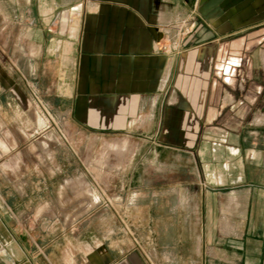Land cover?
Wrapping results in <instances>:
<instances>
[{"label": "crops", "instance_id": "1", "mask_svg": "<svg viewBox=\"0 0 264 264\" xmlns=\"http://www.w3.org/2000/svg\"><path fill=\"white\" fill-rule=\"evenodd\" d=\"M6 4L0 264H264V0ZM235 39L244 70L221 77ZM28 131L113 136L138 158L97 236L58 218L75 209L74 155L61 166Z\"/></svg>", "mask_w": 264, "mask_h": 264}, {"label": "rangeland", "instance_id": "2", "mask_svg": "<svg viewBox=\"0 0 264 264\" xmlns=\"http://www.w3.org/2000/svg\"><path fill=\"white\" fill-rule=\"evenodd\" d=\"M6 9L8 5L6 0H0V28L6 27V19L2 18V15H6ZM3 13V14H2ZM241 43L240 39H235L230 43L231 47L229 51L223 52L220 56V61L217 72L219 76H227V67L232 66L239 75L242 72V68H238L234 63L233 59L237 57L236 51L232 47L233 45H238ZM240 54V53H239ZM47 126L54 125L49 115L42 116ZM57 122V120H56ZM59 122V121H58ZM51 130V129H50ZM49 130V134L50 131ZM30 139L40 140V141H51L48 142V147L43 148L44 157L51 152L56 153L60 158L59 163L61 166L66 167L65 161L67 158L71 159L74 155L75 160V209L72 212H60L59 219H65L67 215L71 222L75 223L76 233L78 232L81 223L85 226V229L91 232L92 236H97L98 234V210L99 207L105 203L109 204L111 201L122 200L126 202L129 198L126 194L127 192H122L123 189H127L130 184L129 176L127 173H122L120 168L123 167L124 171H129L132 167H136V162L138 158L134 160V164H131L130 151L131 149L119 145V143L114 142L115 137H104L102 135H86L85 140H82L81 135L75 137V140L71 144H63L64 142H59L58 136L61 133H54L52 137H42L44 135H36L34 132H27ZM45 134V133H44ZM65 136L67 133L63 132ZM46 136V135H45ZM69 139H71L69 137ZM131 168V169H132ZM125 171V172H126ZM82 173L85 174V178H82ZM63 184L64 180L57 181ZM137 184H132L135 187ZM85 188V189H84ZM88 191L90 197L86 194L82 196V191ZM80 193V196L77 194Z\"/></svg>", "mask_w": 264, "mask_h": 264}]
</instances>
